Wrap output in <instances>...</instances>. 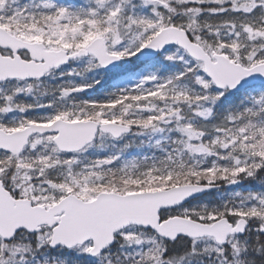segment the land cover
<instances>
[{
	"label": "snow or ice",
	"instance_id": "snow-or-ice-1",
	"mask_svg": "<svg viewBox=\"0 0 264 264\" xmlns=\"http://www.w3.org/2000/svg\"><path fill=\"white\" fill-rule=\"evenodd\" d=\"M0 264H264V0H0Z\"/></svg>",
	"mask_w": 264,
	"mask_h": 264
}]
</instances>
